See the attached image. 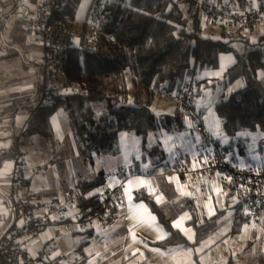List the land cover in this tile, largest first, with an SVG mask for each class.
Masks as SVG:
<instances>
[{"label":"crops","instance_id":"0c3cea01","mask_svg":"<svg viewBox=\"0 0 264 264\" xmlns=\"http://www.w3.org/2000/svg\"><path fill=\"white\" fill-rule=\"evenodd\" d=\"M21 1L14 0V6L9 11L0 0V7L4 9V15L0 21L6 24L9 12L11 13L16 6H18L16 14L26 19L27 15H24L26 10L19 7ZM85 20L86 13L79 24L82 29H84ZM76 23L77 15L74 26ZM36 46L38 57L42 55L43 48L38 43ZM221 56L224 57V55ZM233 62L230 60V65ZM228 67L225 63L220 70L205 69L196 74L191 73L188 77L195 75L198 78L195 101L198 106L207 109V124L216 135L222 131L215 111L216 103L244 85L241 79L228 86L221 82ZM33 73L32 81L23 87L18 97L31 95L38 83L46 80L43 66L34 63ZM126 74L129 99L133 101V75L132 72ZM261 76L264 78V71ZM202 88L208 89L214 97L212 96L209 101L205 97L201 98ZM160 95L168 96L166 92ZM198 95L200 97H197ZM11 102L12 100H8L5 104L9 105ZM156 108L163 109L158 113L156 111L158 115H174L180 112L178 102L172 100H159ZM17 116L15 114L11 122L13 125L11 134L0 132V175L2 174L3 179L11 182L5 177L11 167L9 158L16 148L25 150L28 154V169L41 164L48 166L46 170L37 174L29 185L20 187L23 193L32 192L34 194L38 204L35 213L40 216L45 215L44 206L56 202L64 204L66 209L63 214H55L52 224L24 244L25 248L33 254L39 250H48L53 253L64 252L72 257H79L80 264H178V261L179 264H185L187 260H190L191 264H227L230 259L237 264H250L259 255L264 256V220L253 223L261 225L263 233L258 234L260 238L252 240L253 238L249 237L248 233L246 240L235 244L233 233L235 231H239L237 234L241 233L247 224L234 222V196L224 190L218 180L206 185L200 181H194L191 175H188V183L182 185L172 174V167L181 154L184 152L194 154L197 149V138L189 132L185 125L180 128L175 126L172 130L166 127L159 129L147 138L121 131L116 153L97 154L85 152L83 145L73 134L70 119L64 110L58 111L53 117L54 136L51 140L42 135H35L24 145L17 138L24 131L30 114L23 115L25 118L19 120L18 123H16ZM165 137L181 139L179 141L183 143L180 147L171 146L170 149H165L163 142ZM6 162L8 164H5ZM242 163L246 162L242 160ZM122 164L140 172L138 176L131 177L127 181L125 204L107 218L98 220L87 228L80 227L73 221V217L82 209L80 206L82 197L98 196L101 198L102 193L117 182L115 178H105L104 173ZM101 173L103 174L101 182L94 187L87 188L84 192L81 185L96 179ZM138 181H146L150 187ZM10 186L11 184L5 185L6 188L3 189L0 184V189L4 191ZM139 191H143L147 199H138L136 196ZM182 193H191V195ZM157 196L162 197L160 203H157ZM150 203L163 207H185L174 221L185 217V214L190 219H183L181 228H174L184 234L188 240L187 244L165 248L150 243L151 241H164L169 236ZM141 204L146 206L147 211L137 207ZM210 210L213 212L212 215H209ZM152 216L155 217L154 222L151 221ZM195 220L198 224L209 221L201 230L200 240ZM253 224L247 226L251 227ZM157 225L163 230L162 232L157 230ZM160 236L164 238H158ZM189 236L192 239H189ZM227 240L229 241L226 242ZM205 242H207L206 246ZM197 249L202 250L197 251ZM189 250H191V255L185 256Z\"/></svg>","mask_w":264,"mask_h":264},{"label":"trees","instance_id":"16d2710c","mask_svg":"<svg viewBox=\"0 0 264 264\" xmlns=\"http://www.w3.org/2000/svg\"><path fill=\"white\" fill-rule=\"evenodd\" d=\"M231 1L243 6L246 0ZM80 4L81 0H70L61 20L74 25ZM17 7L11 13H16ZM108 9L105 30L93 52L71 49L64 73L56 78L46 73V80L38 83L31 95L14 98L5 107V111L17 113L24 109L30 114L17 138L22 145L35 135L51 140L53 117L60 110L67 112L71 130L86 153H116L121 131L147 138L165 127H184L181 111L156 114L151 108L154 98L159 92L179 89L191 73L217 69L224 53H233L234 62L221 82L228 86L241 79L244 85L215 105L222 131L232 138L242 131L264 132V33L255 40L241 33L228 36L223 30L225 40L206 37L199 33V15L181 0H112ZM4 25L0 21V32ZM234 41L241 42L242 48H236ZM127 72L133 75V101L129 99ZM74 82L83 86L84 94L55 92L56 86L59 89ZM238 145L245 153V145ZM102 178L101 173L85 182L82 190L98 185ZM143 193L139 191L136 197L147 199ZM101 204L98 196L82 197L80 201L82 209L94 210ZM150 204L169 234L164 241L150 243L165 248L187 244L184 234L173 227L185 207ZM194 222L200 240L201 230L209 221ZM227 264L237 263L230 259ZM250 264H264V256L259 255Z\"/></svg>","mask_w":264,"mask_h":264},{"label":"built area","instance_id":"2783aa9c","mask_svg":"<svg viewBox=\"0 0 264 264\" xmlns=\"http://www.w3.org/2000/svg\"><path fill=\"white\" fill-rule=\"evenodd\" d=\"M21 1V0H20ZM70 0H27L26 29L33 34L43 48L42 55L33 59L54 78L66 70L68 52L79 49L90 53L97 48L100 34L108 21V4L112 0H81L87 5L84 29H77L61 20ZM197 15L203 14L210 26H219L228 36L241 33L249 35L264 23V0H246L243 6L231 0H181ZM4 9L0 7V19ZM198 78L192 75L177 91L167 93L176 99L183 114L185 126L196 137L194 154L184 152L172 167V174L180 184L188 183V175L194 181L209 184L218 180L223 189L234 196V222L253 224L264 220V164H237L230 157L226 147L207 124L208 111L196 104ZM55 92L64 95L84 94L85 89L78 82L62 86ZM11 167L5 177L11 180L8 192L0 189V264H80L79 257L64 252L39 250L35 254L24 244L36 237L44 228L54 222L55 214H63L65 205L56 202L45 207V215H37V203L32 192L23 193L20 187L29 185L37 174L48 166L41 164L28 169V154L21 148L10 156ZM140 172L126 165H119L104 173L107 179L117 182L101 195L102 204L97 209H81L73 221L82 228L105 219L124 205L127 181Z\"/></svg>","mask_w":264,"mask_h":264},{"label":"rangeland","instance_id":"374dc122","mask_svg":"<svg viewBox=\"0 0 264 264\" xmlns=\"http://www.w3.org/2000/svg\"><path fill=\"white\" fill-rule=\"evenodd\" d=\"M130 1V0H127ZM4 7L9 10L14 6V0H2ZM187 5V4H186ZM88 5L82 1L77 14V23L76 28L82 29V26L79 25L82 21L85 13L87 11ZM10 11V10H9ZM200 18V30L199 33L206 37H211L216 40H225V37L222 33V29L219 26H210L203 14H199ZM264 33V23L259 25L255 31H253L248 36L251 40L257 39L261 34ZM37 42L35 36L27 31L26 29V19L19 14L9 12L8 20L3 27V30L0 32V132H5L7 135L11 134L13 131V125H11L12 120L17 114L16 123L19 120L24 119L29 112L27 110L21 109L17 113L11 111H5L7 106L5 103L13 100L15 97H18L21 94L23 87L32 81L33 78V68L35 59L37 56ZM233 45L241 49L242 43L234 41ZM220 57L219 67L215 70H220V67L223 68L225 63L230 66V60L234 61L233 53H224ZM225 70V69H224ZM224 77V75H223ZM197 86V85H196ZM198 89V88H197ZM203 95L201 98L205 97L207 101L211 100V97L214 95L210 94L208 89L202 88ZM176 92V90L172 91ZM218 93V91H217ZM162 92H159L154 98L151 108L156 113L163 111L162 108H156V105L159 100H172L177 103L176 99H170L168 96L160 95ZM197 97H200L198 95ZM169 102V101H166ZM5 106V107H4ZM158 109V110H156ZM20 115V116H19ZM19 131V130H18ZM17 131V132H18ZM217 137L220 142L227 147L230 157L237 164H242V160L247 164H264V132L263 131H242L237 137H229L223 131L218 133ZM170 138V139H169ZM192 138V137H191ZM194 140V138H192ZM181 139H173L172 137H165L163 142L165 144V149H170L171 146L180 147L183 143ZM239 143L245 145V153H242L239 149ZM179 151V150H178ZM5 164H8L7 162ZM10 166V165H9ZM7 166V167H9ZM4 176L0 175V184L3 189L5 185H10V181L3 179ZM3 191V190H2ZM8 192V189L4 190ZM3 199V194L0 193V200ZM251 225V224H250ZM248 225V226H250ZM254 225V224H253ZM239 231H235L233 235V243L237 244L239 241H244L248 237L260 238L258 234H262L261 225L258 223L255 224V227H247L241 233L237 234ZM254 235V236H253ZM230 240V239H229ZM227 240L226 242H228Z\"/></svg>","mask_w":264,"mask_h":264},{"label":"snow or ice","instance_id":"6c2138e0","mask_svg":"<svg viewBox=\"0 0 264 264\" xmlns=\"http://www.w3.org/2000/svg\"><path fill=\"white\" fill-rule=\"evenodd\" d=\"M5 147H6V145H5ZM6 167H7V166H6ZM170 179H172V178H170ZM129 183H131V182H129ZM138 183H140V184H145L146 186H149V187H150V185H149L148 182H146V181H138ZM152 191H154V189H153ZM182 194L191 195V193H182ZM128 198H129V200H131V196H129ZM156 200H157V203H160V202L162 201V197H161V196H157V197H156ZM137 207H138V208L145 209V211H147L146 206L143 205V204H141V205H137ZM212 214H213V212L210 210V211H209V215H212ZM149 215H150V214H149ZM185 218L190 219V217H188L187 214H185V217H181L179 220L173 222V227L181 228V221H182L183 219H185ZM151 221H152V222L155 221V217H154V216L151 217ZM156 227H157V230H158V231H160V232L163 231L162 229L159 228L158 225H157ZM247 227H248V226L245 225V229H247ZM253 227H255V225H253ZM181 230L184 231V229H181ZM185 234L187 235V231H185ZM165 235H166V234H165ZM133 238L135 239L134 234H133ZM158 238L163 239L164 236H160V237H158ZM189 239H192V237L189 236ZM206 244H207V242H205V246H206ZM201 250H202V249H197V251H201ZM157 251H159V250H157ZM190 255H191V250H189L188 253H185V256H190ZM178 264H179V261H178ZM185 264H191V261H190V260H187V261L185 262Z\"/></svg>","mask_w":264,"mask_h":264},{"label":"water","instance_id":"95a60500","mask_svg":"<svg viewBox=\"0 0 264 264\" xmlns=\"http://www.w3.org/2000/svg\"><path fill=\"white\" fill-rule=\"evenodd\" d=\"M24 3L25 2H27V0H22ZM22 9H24V10H26V12H25V16L28 14V10H27V7L24 5V6H22Z\"/></svg>","mask_w":264,"mask_h":264}]
</instances>
